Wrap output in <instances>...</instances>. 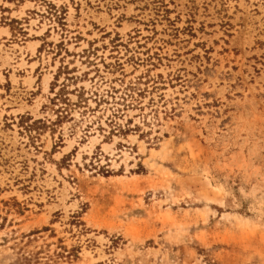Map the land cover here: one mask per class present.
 I'll list each match as a JSON object with an SVG mask.
<instances>
[{"label": "rangeland", "instance_id": "374dc122", "mask_svg": "<svg viewBox=\"0 0 264 264\" xmlns=\"http://www.w3.org/2000/svg\"><path fill=\"white\" fill-rule=\"evenodd\" d=\"M22 255L264 264V0H0V264Z\"/></svg>", "mask_w": 264, "mask_h": 264}, {"label": "trees", "instance_id": "16d2710c", "mask_svg": "<svg viewBox=\"0 0 264 264\" xmlns=\"http://www.w3.org/2000/svg\"><path fill=\"white\" fill-rule=\"evenodd\" d=\"M21 261H23L24 263H27V264H38L39 258L38 257H34V256L22 255ZM33 261H34V263H33Z\"/></svg>", "mask_w": 264, "mask_h": 264}]
</instances>
